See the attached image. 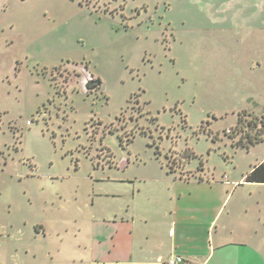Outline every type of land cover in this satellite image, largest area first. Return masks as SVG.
I'll return each mask as SVG.
<instances>
[{"label":"rangeland","instance_id":"374dc122","mask_svg":"<svg viewBox=\"0 0 264 264\" xmlns=\"http://www.w3.org/2000/svg\"><path fill=\"white\" fill-rule=\"evenodd\" d=\"M255 6L0 0V264H94L107 253L95 230L103 206L121 208L140 233L152 219L175 221L177 242L194 216L189 237L200 244L181 250L204 255L228 214L230 238L240 219L264 234V186L244 180L264 160V142L247 140L264 116V6L259 20ZM90 76L100 86L87 89ZM191 172L196 182H176ZM159 240L150 254L170 250Z\"/></svg>","mask_w":264,"mask_h":264},{"label":"crops","instance_id":"0c3cea01","mask_svg":"<svg viewBox=\"0 0 264 264\" xmlns=\"http://www.w3.org/2000/svg\"><path fill=\"white\" fill-rule=\"evenodd\" d=\"M252 1L255 3V8L257 9L256 20H259L258 17L263 14L264 0ZM221 14L219 15L218 13H214L213 17L212 14H210L209 18H212V21H215L218 17L221 18ZM221 19L223 20V18ZM194 179L196 178L187 179L181 176H177V178H175L176 182L181 183L188 181L189 183L196 182ZM200 180L203 181V178H200ZM244 180L246 181V176L244 177ZM244 180L235 182V185L240 186V183ZM108 182L114 183L115 181L111 180ZM253 184H263L264 186V183ZM237 189L238 187L233 189L230 188L229 191L227 190L228 195L224 199L223 204L219 207L218 211L216 210L215 217L206 224V227L209 230L213 228L212 226L214 224L216 227L217 218L220 220L222 215V206L227 202L231 193H233L231 195L232 197L235 195ZM230 201L231 200L228 202ZM240 203H243V200L237 199L232 207V213L238 215L239 218L241 217L240 215L243 211V207L240 206ZM246 206L249 207L248 202H246ZM121 211V208H118L117 206H113L111 208L109 206H103V220H101V222H97V228H95V230H100L99 237L101 238L99 242L103 244L100 247L104 248L107 253H98V256H96L95 259H92L94 264H167V261L170 258L176 256H181L185 259L183 264H264V234L263 231L261 232V227L258 223L254 224L252 229L249 230V228H244L246 224L245 220L240 219L235 230L231 231L233 237L230 238L227 234H225V230L227 229V226H233L231 225V222H229V219L236 216L228 214V221L226 219L223 221L222 235L217 241L210 245L209 252L204 255L199 251H196L195 253L187 248V250H181L185 249L184 245L186 242H188V245L192 244L194 246L198 243V241L196 243L193 237H189V226L193 225L194 220H196L194 216L183 220L181 223L182 227L179 231L180 238L179 242H177L176 237L178 229L175 221H168L163 218H161V220L152 219L154 220L152 224L140 233L138 231L139 228L136 220L132 218V222H130V220L128 221L125 216H121ZM126 220L128 222H126ZM149 220L151 219L148 218V221ZM148 221L146 222L148 223ZM37 229L40 231H38V234L46 233L44 226H42V228L37 226ZM139 234H143L142 236H144L146 242L138 241L137 238L139 237ZM163 237L170 240V250L164 253H160L159 251L150 254L148 249H151V241L159 244V239ZM110 238L113 239L112 242H109Z\"/></svg>","mask_w":264,"mask_h":264},{"label":"trees","instance_id":"16d2710c","mask_svg":"<svg viewBox=\"0 0 264 264\" xmlns=\"http://www.w3.org/2000/svg\"><path fill=\"white\" fill-rule=\"evenodd\" d=\"M98 86L101 82L98 80ZM246 115V114H245ZM244 115V116H245ZM241 116L239 124L243 123L244 120ZM255 121L251 122L250 131L255 130L254 133H247L248 143L251 145H256L258 143L264 142V116L262 118H252ZM183 178H196L193 172L180 175ZM246 181L251 183H264V161L254 166V168L246 175Z\"/></svg>","mask_w":264,"mask_h":264},{"label":"flooded vegetation","instance_id":"af4514ba","mask_svg":"<svg viewBox=\"0 0 264 264\" xmlns=\"http://www.w3.org/2000/svg\"><path fill=\"white\" fill-rule=\"evenodd\" d=\"M98 83H99L98 80L93 78L92 76L87 77L86 81H85L87 89H95V88H97L98 87Z\"/></svg>","mask_w":264,"mask_h":264},{"label":"built area","instance_id":"2783aa9c","mask_svg":"<svg viewBox=\"0 0 264 264\" xmlns=\"http://www.w3.org/2000/svg\"><path fill=\"white\" fill-rule=\"evenodd\" d=\"M185 261V259L181 256H176V257H173V258H170L168 261H167V264H183Z\"/></svg>","mask_w":264,"mask_h":264}]
</instances>
